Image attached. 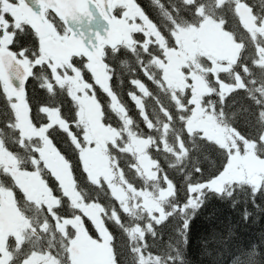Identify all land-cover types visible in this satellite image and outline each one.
Masks as SVG:
<instances>
[{
	"label": "snow or ice",
	"instance_id": "6c2138e0",
	"mask_svg": "<svg viewBox=\"0 0 264 264\" xmlns=\"http://www.w3.org/2000/svg\"><path fill=\"white\" fill-rule=\"evenodd\" d=\"M153 3L167 24L154 22L138 0H0V98L4 101L2 114L8 117L4 127L16 133L14 142L29 153L30 165L26 167L19 154L5 143L4 128L0 127V177L7 180H0V209L13 201L21 213V204H32L41 214L47 209L42 223L32 224V218L25 217L29 225L25 232L0 236V264H119L107 221L121 224V212L131 218L146 216L150 222L160 220L168 214L166 206L175 195L174 184L154 152L171 155L169 168L182 165L192 148L202 145L222 160L211 177L189 186L186 204L192 208L199 206L208 190L223 194L239 185L264 189V133L255 139L242 135L224 112L228 97L242 90L256 105L257 123L264 125V0H259L258 8L249 0H182L184 11L194 20L185 19L175 5L166 7L164 0ZM225 9L231 19L223 14ZM96 12L108 25L103 34L93 28ZM210 27L231 40L232 54L216 58L209 53L186 61L181 66L185 87L169 88L162 65L169 63L170 51L180 52L179 34ZM122 35L127 38L117 42ZM22 38L29 43H22ZM124 53L136 58L140 73L166 91L174 106L170 111L160 104L133 69L129 83L134 90L128 95L148 132L140 129L112 87V59ZM144 56L149 57L147 63ZM30 81L37 82L51 99L33 103ZM97 86L106 103L98 99ZM58 94L70 97V112L55 99ZM149 97L156 100L163 120L157 115L153 121L156 109L150 114L146 105ZM97 116L100 131L111 134L105 142L114 175L111 183H118L129 198L125 202L114 195L107 178H89L90 184L106 189L112 202L109 207L89 198L75 174L78 170L80 175L90 177L83 153L96 150L100 144L88 134L89 124H95ZM177 122L181 126L178 132L174 127ZM170 133L173 143L169 142ZM57 136L72 145L75 166L54 143ZM49 144L72 173L71 185L41 159ZM116 154L130 159L127 168L140 181L139 186L129 182ZM17 172L38 174L52 202L36 207L18 181ZM48 177L54 178L51 186ZM145 193L151 195V206L145 204ZM65 205L67 215L60 211ZM89 206L99 207V222L86 210ZM181 207L176 206L177 210ZM125 228L132 238L139 239L143 234L139 224ZM45 236L47 246L41 247ZM57 238L59 247L54 243ZM81 249L94 258L81 259Z\"/></svg>",
	"mask_w": 264,
	"mask_h": 264
},
{
	"label": "trees",
	"instance_id": "16d2710c",
	"mask_svg": "<svg viewBox=\"0 0 264 264\" xmlns=\"http://www.w3.org/2000/svg\"><path fill=\"white\" fill-rule=\"evenodd\" d=\"M258 1L249 0V3L255 4L258 8ZM138 3L154 22L167 24L168 21L160 15V10L153 3V0H138ZM164 4L169 8L175 5L181 9V14L185 16V19L194 20L190 13L184 11L186 6L181 0H164ZM223 14L226 18L231 19L227 9L224 10ZM22 43L27 45L29 40L22 38ZM141 55L143 56V53ZM143 58L147 63L149 57L144 56ZM112 67L115 69L112 87L128 107L129 115L139 123L140 129L145 132L149 131L128 95L129 91L134 90L129 83V80L133 78V69H136L135 75L149 87L153 96L159 98L160 104L169 108L170 111L174 110L167 92L158 89L140 73L134 56L129 53L118 55L112 59ZM150 71L155 72V69H150ZM155 74L159 78V73L156 72ZM28 90L30 96H34L33 103L46 102L51 99L46 96L43 89L35 81H30ZM97 96L102 103H106V97L98 89V86ZM248 97L249 94L242 90L233 93L225 101L224 112L232 127L242 135L255 139L264 133V125L257 123L255 118L256 105ZM55 99L62 101L63 109L66 112L72 110L73 104L70 97L58 94ZM146 105L150 114L153 108L156 109L155 115L152 116L154 122L157 115L163 120L155 99L149 97L146 100ZM3 111H5L4 101L0 98V127L4 128L5 143L24 159L26 167H30L27 163L29 153L14 142L16 133L4 127V121L8 117L3 116ZM112 123L114 126L116 125L115 118H113ZM174 127L177 132L180 131L181 126L178 122ZM153 135L158 136V133H153ZM169 142H174L172 133L169 134ZM54 143L75 166L77 159L72 145L68 141L62 140L60 136L54 139ZM153 156L160 161L161 166L174 184L175 195L166 206L169 215L159 223H152L151 228L145 231L143 239L130 237L125 226L143 225L146 220L131 218L122 212L120 213L121 224L109 219L107 224L114 237L119 264H264V189L256 190L248 185H239L223 194L208 190L204 192L199 206L192 208L186 204L189 199V186L193 182L200 183L211 177L219 168L222 160L210 148L203 145L193 147L188 158L176 168L168 167V162L172 160L170 154L154 152ZM116 158L120 160L121 167L125 168L129 182L139 186L140 181L127 168L130 159L120 154H116ZM197 168L200 169L199 172L196 171ZM75 174L78 176L80 188L86 192L89 198L98 199L105 207L111 205L112 202L106 189L90 184L88 180L91 177L80 175L78 170ZM0 180L7 183L5 178L1 177ZM48 180L50 186L55 183L52 177H48ZM71 181L72 173L67 185H71ZM73 198L78 199V196L73 193ZM177 205L182 207L177 210ZM21 207H23L25 216L32 218V224H36L37 221L42 223L44 215L47 214V209L44 210V214H41L35 210L32 204H21ZM36 207L39 205L36 204ZM185 207L188 208L187 211L184 210ZM94 209L100 211L98 206L86 208L87 211ZM60 211L67 215V206H63ZM47 238L48 236H45L41 240V247L47 246ZM56 246L59 247L58 240ZM141 253L145 255H141Z\"/></svg>",
	"mask_w": 264,
	"mask_h": 264
},
{
	"label": "rangeland",
	"instance_id": "374dc122",
	"mask_svg": "<svg viewBox=\"0 0 264 264\" xmlns=\"http://www.w3.org/2000/svg\"><path fill=\"white\" fill-rule=\"evenodd\" d=\"M254 2H256V0H254ZM257 3H259V1ZM179 36L181 41V50L179 53L172 51L173 54L171 55V60L169 59V63L165 65V76L168 81V86L173 89L185 87L184 76L181 72V66L186 61L194 59L199 55H207L209 53H211L216 58H220L224 55H231L233 52L231 40L228 37H225L220 32V30L216 29L215 27L206 28L203 31L181 32ZM123 37L124 39L127 38L126 35H123ZM224 40L227 43H222V41ZM216 43L218 44L216 45ZM217 47H219L220 49H217ZM170 64L172 65L171 67ZM88 134L90 139H98L100 141V144L96 150H88L83 153L84 159L86 161V168L90 174L91 179L93 181H99L101 177L107 178L110 182V186L113 189V194L120 198L122 201L127 202L129 199L128 193L125 192L118 183H111V181L114 179V175L112 167L109 166L110 161L105 154V142L109 138H111V134L106 131H100L98 116L96 117L95 124H89ZM44 152L46 153L45 155H42L41 159L45 161V166L51 168H59V173H61L63 170L62 164L64 163L60 155L57 154L55 150H51L49 145H46V147L44 148ZM63 178L64 182L66 181L65 184H67V182H70V176H64ZM17 179L25 188V191L28 193L29 199L35 201L37 205L40 206L52 202V196L50 195L51 193L48 191L47 186L41 183L38 174L28 173L21 175L19 172H17ZM143 195L145 196V204L147 206H151L153 204V201L151 200L150 193H145ZM88 212L93 214L97 222H99V212L97 209L91 211L88 210ZM168 215L169 214L162 217V219L156 220L154 222H150L148 218L143 215L137 217V219L144 221L146 220L143 225L141 224L143 228V234L139 237V239H143L145 231L151 228L152 223H159L163 221ZM19 227V232L26 231L28 229V225L26 224H22ZM19 232L18 230L17 232L15 231L16 234H18ZM56 241L54 242L56 243ZM78 255L83 260L94 258L90 255L89 252L83 249L78 252Z\"/></svg>",
	"mask_w": 264,
	"mask_h": 264
},
{
	"label": "water",
	"instance_id": "95a60500",
	"mask_svg": "<svg viewBox=\"0 0 264 264\" xmlns=\"http://www.w3.org/2000/svg\"><path fill=\"white\" fill-rule=\"evenodd\" d=\"M96 10L94 9V12ZM96 20L97 23L93 25V28L103 34L104 29L108 26L104 20L101 18L99 12H96ZM89 39H93V37L89 36ZM123 35L119 37V40H123ZM87 42V41H85ZM60 55H63L62 53ZM7 207L0 209V224L4 227H10V231H12L13 222L23 223L27 222L23 217L22 213L17 210L15 204L6 203Z\"/></svg>",
	"mask_w": 264,
	"mask_h": 264
},
{
	"label": "flooded vegetation",
	"instance_id": "af4514ba",
	"mask_svg": "<svg viewBox=\"0 0 264 264\" xmlns=\"http://www.w3.org/2000/svg\"><path fill=\"white\" fill-rule=\"evenodd\" d=\"M222 43H227L225 40L224 41H222ZM218 43H216V45H217ZM217 49H220L219 47H217ZM174 51V50H173ZM173 53H172V51H170L169 52V58H170V60H171V55H172ZM172 65L170 64V67H171ZM162 67H164L165 68V65H162ZM49 146H50V149L51 150H55L53 147H52V145L51 144H49ZM56 151V150H55ZM46 152H44V154H45ZM57 153V152H56ZM63 163L64 164H62L63 165V170H62V172L61 173H59V168H53L54 169V171H55V173L61 178V179H63L64 180V176L65 177H68V176H70L71 177V173H70V171H69V169H68V167H67V165H66V163L64 162V160H63ZM53 165V164H52ZM55 166V165H54ZM3 179H4V177H2ZM0 179H1V177H0ZM66 182V181H65ZM11 204H15V202L13 201ZM16 205V204H15ZM5 207H7V205L5 206ZM4 207V208H5ZM22 209H23V207H22ZM22 215H23V217L25 218L26 216H25V214H24V212H22ZM22 224H26V225H28V223H26V222H24V223H17V222H13V226H12V231H10L9 229H10V227H6V226H2L1 224H0V236H4V237H7L9 234H11V233H15V231L17 232V230H18V232H19V230H20V227L19 226H21ZM19 227V228H18ZM28 227H29V225H28ZM23 232H25V231H22V232H19L18 234H20V233H23Z\"/></svg>",
	"mask_w": 264,
	"mask_h": 264
}]
</instances>
